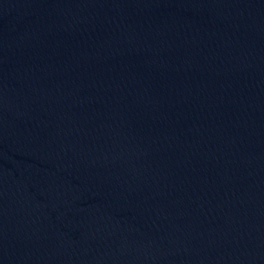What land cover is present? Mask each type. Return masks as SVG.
<instances>
[{"label":"water","instance_id":"1","mask_svg":"<svg viewBox=\"0 0 264 264\" xmlns=\"http://www.w3.org/2000/svg\"><path fill=\"white\" fill-rule=\"evenodd\" d=\"M0 264H264V0H0Z\"/></svg>","mask_w":264,"mask_h":264}]
</instances>
